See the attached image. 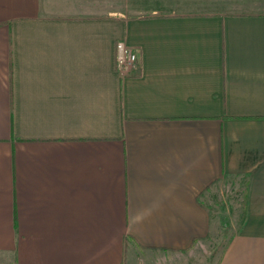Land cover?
<instances>
[{"label": "crops", "instance_id": "crops-1", "mask_svg": "<svg viewBox=\"0 0 264 264\" xmlns=\"http://www.w3.org/2000/svg\"><path fill=\"white\" fill-rule=\"evenodd\" d=\"M236 175L218 264H264V0H0V257L187 251Z\"/></svg>", "mask_w": 264, "mask_h": 264}, {"label": "rangeland", "instance_id": "rangeland-1", "mask_svg": "<svg viewBox=\"0 0 264 264\" xmlns=\"http://www.w3.org/2000/svg\"><path fill=\"white\" fill-rule=\"evenodd\" d=\"M244 182L241 175L231 176L214 183L207 191L205 201L213 213V227L207 238L196 241L187 251L170 256L128 251L124 264H218L241 217ZM0 264L14 263L9 257L1 256Z\"/></svg>", "mask_w": 264, "mask_h": 264}, {"label": "built area", "instance_id": "built-area-1", "mask_svg": "<svg viewBox=\"0 0 264 264\" xmlns=\"http://www.w3.org/2000/svg\"><path fill=\"white\" fill-rule=\"evenodd\" d=\"M116 61L120 73H128L137 63V54L131 49L124 40H119L117 43Z\"/></svg>", "mask_w": 264, "mask_h": 264}]
</instances>
